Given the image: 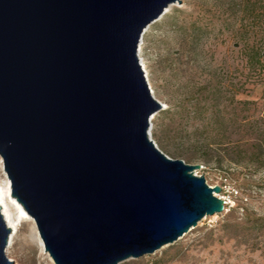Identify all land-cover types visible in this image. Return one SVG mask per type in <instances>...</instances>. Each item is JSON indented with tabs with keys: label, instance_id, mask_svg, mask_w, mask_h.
I'll return each instance as SVG.
<instances>
[{
	"label": "water",
	"instance_id": "obj_1",
	"mask_svg": "<svg viewBox=\"0 0 264 264\" xmlns=\"http://www.w3.org/2000/svg\"><path fill=\"white\" fill-rule=\"evenodd\" d=\"M175 1L0 0V154L55 264L151 254L225 209L151 136L140 43ZM11 232L0 206V264Z\"/></svg>",
	"mask_w": 264,
	"mask_h": 264
},
{
	"label": "rangeland",
	"instance_id": "obj_2",
	"mask_svg": "<svg viewBox=\"0 0 264 264\" xmlns=\"http://www.w3.org/2000/svg\"><path fill=\"white\" fill-rule=\"evenodd\" d=\"M139 53L163 102L151 118L155 142L199 163L194 172L209 185L237 192L229 210L119 264H264V0L172 2L144 32ZM6 253L13 264H55L34 219L18 224Z\"/></svg>",
	"mask_w": 264,
	"mask_h": 264
},
{
	"label": "bare ground",
	"instance_id": "obj_3",
	"mask_svg": "<svg viewBox=\"0 0 264 264\" xmlns=\"http://www.w3.org/2000/svg\"><path fill=\"white\" fill-rule=\"evenodd\" d=\"M170 7H166L165 12ZM151 25V24H150ZM148 25V27L150 26ZM148 27L145 29V31L148 29ZM141 46V43H140ZM142 60V59H141ZM143 62V60H142ZM143 66L145 68L146 74V66L143 62ZM148 75V74H147ZM153 117V115H152ZM0 206L3 212V215L8 223V225L11 227L12 232L10 236L9 245L12 242L13 235L17 230L18 224L24 220V219H33L26 209L23 207V205L12 195V187H11V181L8 177V174L4 168V174L0 175ZM41 239V237H40ZM42 245L43 241L41 239Z\"/></svg>",
	"mask_w": 264,
	"mask_h": 264
},
{
	"label": "built area",
	"instance_id": "obj_4",
	"mask_svg": "<svg viewBox=\"0 0 264 264\" xmlns=\"http://www.w3.org/2000/svg\"><path fill=\"white\" fill-rule=\"evenodd\" d=\"M237 192V190L232 187L231 189L228 190V194H226V191H221V194H217L220 198L224 200L225 203V209L224 210H229L233 206V199H232V192Z\"/></svg>",
	"mask_w": 264,
	"mask_h": 264
},
{
	"label": "trees",
	"instance_id": "obj_5",
	"mask_svg": "<svg viewBox=\"0 0 264 264\" xmlns=\"http://www.w3.org/2000/svg\"><path fill=\"white\" fill-rule=\"evenodd\" d=\"M249 58H250V62L252 65H255L256 61H259L260 60V57L256 55V52L254 51V49L252 48V52L249 53ZM241 208L244 209V207L241 206ZM256 223H259V219H255L254 220ZM239 222H236L235 224H231V225H227L225 224V228H228V227H235L236 229L238 228L237 226H239Z\"/></svg>",
	"mask_w": 264,
	"mask_h": 264
}]
</instances>
